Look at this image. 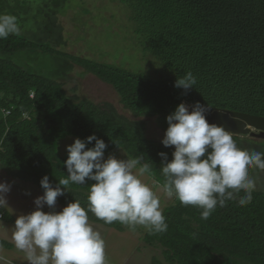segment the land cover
Wrapping results in <instances>:
<instances>
[{
    "label": "trees",
    "instance_id": "obj_1",
    "mask_svg": "<svg viewBox=\"0 0 264 264\" xmlns=\"http://www.w3.org/2000/svg\"><path fill=\"white\" fill-rule=\"evenodd\" d=\"M111 1L132 12L138 44L158 64L160 78L72 57L20 35L0 39V170L43 194L45 175L53 187L68 175V155L61 153V142L68 138L86 140L95 134L108 145L105 158L116 152L125 159L142 155L152 169L145 175L158 185L164 182L159 153L171 161L175 148L149 140L144 120H155L165 134L167 116L181 103L264 118V0ZM28 52L69 61L95 76L114 89L134 120L111 104L70 97L59 82L12 61ZM187 71L197 79L195 88L175 87ZM233 138L240 147L241 138ZM262 172L250 170L251 176ZM86 183L70 182L57 204L64 208L77 199L87 208L95 182ZM252 195L244 207L231 200L225 207L217 205L207 220L201 219L200 209L183 206L174 197L162 213L168 224L162 234L141 226L131 230L119 222L105 224L91 213L89 222L118 233L142 232L146 247L161 251L163 262L155 259L153 264H264V194L255 190ZM0 211L6 223H13L8 212ZM0 247L13 248L2 240Z\"/></svg>",
    "mask_w": 264,
    "mask_h": 264
},
{
    "label": "clouds",
    "instance_id": "obj_2",
    "mask_svg": "<svg viewBox=\"0 0 264 264\" xmlns=\"http://www.w3.org/2000/svg\"><path fill=\"white\" fill-rule=\"evenodd\" d=\"M20 34L18 18L0 14V39ZM196 84V77L187 71L175 87L189 90ZM208 111L207 105L196 103L190 112L181 103L167 116L162 144L175 150L171 161L166 153H159L164 182L157 185L167 198L200 209L203 220L227 201H237L241 207L251 204L256 182L250 170L264 171V152L238 147L232 132L208 122ZM93 141L94 147L89 148ZM107 147L95 134L86 140L76 138L66 149V178L53 187L49 177H43L44 194L35 199L36 210L20 214L12 228L11 239L27 264H108L106 241L89 222L88 213L109 225L119 222L131 230L144 227L150 234L167 232L160 198L141 179L152 171L150 165L143 162L142 155L127 159L109 155L105 159ZM89 180L95 183L89 188L87 208L75 199L62 211H55L57 198L65 194L70 182L83 186ZM10 191L8 182L0 183V208L7 206ZM45 205L52 211L45 213Z\"/></svg>",
    "mask_w": 264,
    "mask_h": 264
},
{
    "label": "rangeland",
    "instance_id": "obj_3",
    "mask_svg": "<svg viewBox=\"0 0 264 264\" xmlns=\"http://www.w3.org/2000/svg\"><path fill=\"white\" fill-rule=\"evenodd\" d=\"M0 14L16 16L21 27L20 36L30 41L47 46L53 45L58 51L72 57L111 65L131 73L148 75L150 78L161 77L158 64L149 54L144 55L138 44L132 12L119 2L0 0ZM12 61L32 74L59 82L70 97L76 95L81 101L86 100L96 105L111 104L121 115L134 120L124 111L120 98L112 87L69 61L31 52L16 55ZM144 122L147 138L162 142L165 134L158 129L155 120L148 119ZM74 141L75 139L68 138L61 142L62 155H68L66 149ZM240 147L264 152V140L244 137L240 139ZM112 155L117 159H125L122 152ZM252 178L256 182V190L264 194V171L254 174ZM141 179L159 196L162 213L174 203V197L167 198L147 175ZM5 181L11 185V191L6 196L7 206L0 210L8 212L13 223H6L0 211V240L13 248L7 250L0 247V264H27L24 254L15 248L11 239L12 228L20 214L27 215L36 210L34 201L43 193L37 187L12 179L0 170V183ZM62 210L63 208L57 204L55 211ZM43 211L48 213L52 209L45 205ZM92 226L106 241L108 264H153L155 259L163 262L160 250L146 247L143 243L142 232L118 233L99 225Z\"/></svg>",
    "mask_w": 264,
    "mask_h": 264
},
{
    "label": "water",
    "instance_id": "obj_4",
    "mask_svg": "<svg viewBox=\"0 0 264 264\" xmlns=\"http://www.w3.org/2000/svg\"><path fill=\"white\" fill-rule=\"evenodd\" d=\"M191 110L192 107L189 111ZM206 119L210 124L223 126L225 130L232 132L234 137L264 140V118L209 108Z\"/></svg>",
    "mask_w": 264,
    "mask_h": 264
}]
</instances>
